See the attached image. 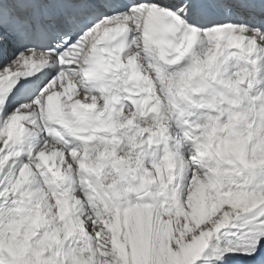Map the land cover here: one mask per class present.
<instances>
[{"label":"snow or ice","instance_id":"snow-or-ice-1","mask_svg":"<svg viewBox=\"0 0 264 264\" xmlns=\"http://www.w3.org/2000/svg\"><path fill=\"white\" fill-rule=\"evenodd\" d=\"M0 264H264V0H0Z\"/></svg>","mask_w":264,"mask_h":264}]
</instances>
